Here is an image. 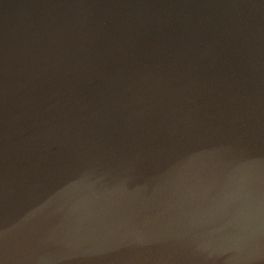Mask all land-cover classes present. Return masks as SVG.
<instances>
[{
    "label": "water",
    "instance_id": "1",
    "mask_svg": "<svg viewBox=\"0 0 264 264\" xmlns=\"http://www.w3.org/2000/svg\"><path fill=\"white\" fill-rule=\"evenodd\" d=\"M0 264H264V0H0Z\"/></svg>",
    "mask_w": 264,
    "mask_h": 264
}]
</instances>
